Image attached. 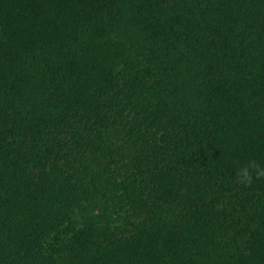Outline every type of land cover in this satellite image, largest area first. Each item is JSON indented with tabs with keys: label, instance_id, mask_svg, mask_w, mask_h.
Segmentation results:
<instances>
[{
	"label": "trees",
	"instance_id": "trees-1",
	"mask_svg": "<svg viewBox=\"0 0 264 264\" xmlns=\"http://www.w3.org/2000/svg\"><path fill=\"white\" fill-rule=\"evenodd\" d=\"M0 264H264V0H0Z\"/></svg>",
	"mask_w": 264,
	"mask_h": 264
}]
</instances>
